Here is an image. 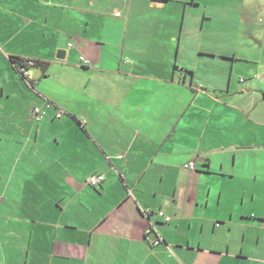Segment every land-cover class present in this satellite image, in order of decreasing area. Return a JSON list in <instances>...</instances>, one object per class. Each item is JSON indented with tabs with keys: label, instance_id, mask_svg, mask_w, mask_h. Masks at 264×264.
<instances>
[{
	"label": "crops",
	"instance_id": "1",
	"mask_svg": "<svg viewBox=\"0 0 264 264\" xmlns=\"http://www.w3.org/2000/svg\"><path fill=\"white\" fill-rule=\"evenodd\" d=\"M245 4L0 0V264H264V109L222 41Z\"/></svg>",
	"mask_w": 264,
	"mask_h": 264
},
{
	"label": "rangeland",
	"instance_id": "2",
	"mask_svg": "<svg viewBox=\"0 0 264 264\" xmlns=\"http://www.w3.org/2000/svg\"><path fill=\"white\" fill-rule=\"evenodd\" d=\"M255 5L256 4H245L244 7L246 8L244 9L245 12L249 9V17L251 18L250 23L244 22L245 24H243L242 27L238 25L236 30L234 29L232 32L233 34L236 31V37L234 36L235 38L233 40L224 35L222 41L224 45L227 42L226 45L231 49H237L239 54L247 57L250 61V63H245L241 60L239 63L237 62L235 64V68L232 72H228V78L231 74L230 90L235 91L243 87L247 92L245 93L246 97L242 102L249 104L257 99L259 102V108L264 109V103L261 101V95L264 93V4H261L262 7H259L258 9L254 7ZM193 12L198 19L201 18L203 14L202 8L194 9ZM241 28L242 31L239 30ZM195 31L196 33H192L190 38L187 41H184L181 46V49L183 48L185 50L182 51V53L184 54L190 68H197L196 66L201 67L203 63L208 64L207 58H199L196 53L200 31L198 29H195ZM260 56H263V59L260 58ZM183 59L184 58L180 53L178 62L181 63ZM256 59L260 60L259 64L253 62ZM208 76H210V74H203L200 76L199 73V78H202L203 80H208ZM228 78L225 80V89L228 83ZM252 104L255 105V103Z\"/></svg>",
	"mask_w": 264,
	"mask_h": 264
},
{
	"label": "built area",
	"instance_id": "3",
	"mask_svg": "<svg viewBox=\"0 0 264 264\" xmlns=\"http://www.w3.org/2000/svg\"><path fill=\"white\" fill-rule=\"evenodd\" d=\"M124 1V0H123ZM116 17H119V13H116L115 14ZM80 62L83 63V64H86L87 61L84 60V58H80ZM33 66V62L32 61H28V63L23 66L22 68H19L17 70L18 74L20 76H22L23 78H28L30 76V72H29V68H31ZM47 108H49V106H47ZM33 115H34V118H35V121L36 122H39L41 120H43L44 116H45V111L41 108H35L33 110ZM62 116V113L61 112H57L56 115H55V118L56 119H59L61 118ZM186 168L187 170L189 171H194L195 170V163L194 162H190L186 165ZM104 182V177L102 175H94V176H90L87 178L86 180V184L90 187H97L98 185H100L101 183ZM143 215L147 216L148 215V211H144ZM158 216L160 218H162L164 220L165 223L169 222L170 221V218L169 217H166L164 216L162 213H158ZM150 232V230L148 231V233ZM160 242L159 239H155L154 240V243L155 244H158Z\"/></svg>",
	"mask_w": 264,
	"mask_h": 264
},
{
	"label": "trees",
	"instance_id": "4",
	"mask_svg": "<svg viewBox=\"0 0 264 264\" xmlns=\"http://www.w3.org/2000/svg\"><path fill=\"white\" fill-rule=\"evenodd\" d=\"M11 62H12V64H13V67H14V69L17 71L19 68H22L23 66H25L27 63H28V61L27 60H20V59H17V58H12L11 59ZM33 62V66L31 67V68H29V69H38V70H40L41 71V73L42 74H45L46 73V71H47V69H48V64L47 63H41V62H38V61H32ZM30 71V70H29ZM18 73V72H17ZM22 77V76H21ZM23 78V77H22ZM192 162V161H191ZM190 163V162H189ZM195 163V162H194ZM195 167H196V164H195ZM195 170H196V168H195ZM194 170V171H195ZM92 176H94V175H92ZM103 176V175H102ZM104 177V176H103ZM103 183H101L100 185H98L97 187H99V186H101ZM97 187H95V188H97ZM91 188H93V187H91ZM158 213H162L164 216H166L163 212H158ZM158 213L156 214L157 216H158ZM149 214H150V212L148 211V215H147V217L149 216ZM159 217V216H158ZM166 217H169V216H166ZM160 218V217H159ZM170 218V217H169ZM160 219H162V218H160ZM163 220V219H162ZM170 221H171V218H170ZM169 221V222H170ZM169 222H167V223H165L164 222V220H163V223L164 224H168ZM151 233V231L149 232V233H147V235H149ZM155 239H159L157 236H156V238ZM154 239V240H155ZM160 240V239H159Z\"/></svg>",
	"mask_w": 264,
	"mask_h": 264
},
{
	"label": "water",
	"instance_id": "5",
	"mask_svg": "<svg viewBox=\"0 0 264 264\" xmlns=\"http://www.w3.org/2000/svg\"><path fill=\"white\" fill-rule=\"evenodd\" d=\"M262 100H263V102H264V94L262 95Z\"/></svg>",
	"mask_w": 264,
	"mask_h": 264
}]
</instances>
